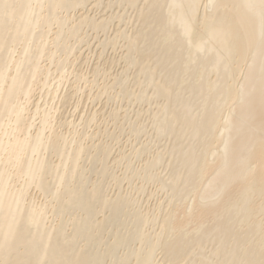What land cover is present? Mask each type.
Masks as SVG:
<instances>
[{
  "label": "bare ground",
  "instance_id": "6f19581e",
  "mask_svg": "<svg viewBox=\"0 0 264 264\" xmlns=\"http://www.w3.org/2000/svg\"><path fill=\"white\" fill-rule=\"evenodd\" d=\"M0 264H264V0H0Z\"/></svg>",
  "mask_w": 264,
  "mask_h": 264
},
{
  "label": "rangeland",
  "instance_id": "374dc122",
  "mask_svg": "<svg viewBox=\"0 0 264 264\" xmlns=\"http://www.w3.org/2000/svg\"><path fill=\"white\" fill-rule=\"evenodd\" d=\"M92 0H90V2H91ZM104 2H106V0H103ZM95 2L96 1H94V2H92V3H88L89 5L87 6V8H88V12H89V14L90 15H96V18L97 17H101V15H105L106 13H107V9L106 10H102V8L103 7H98V9H96L97 7H93L94 6V4H95ZM95 11V12H94ZM82 12H84V11H82ZM130 26V25H129ZM115 34V32L113 33V28H111V30L109 31V36L110 35H114ZM101 36V35H100ZM104 37V36H103ZM84 44V43H83ZM82 44V45H83ZM81 45V46H82ZM80 46V47H81ZM89 46H90V48L92 49V50H90V49H88L89 48ZM92 51H94V52H92ZM121 48H118L117 49V51H114V50H112V49H109L108 51H106L105 53L103 52V54H102V56L101 57H99L98 55H97V53H100L101 52V49H100V47H99V45H98V40L96 39V40H93V41H91L90 42V45H85V46H83V48H82V54H81V56H80V59H78L77 60V62H76V64H79V63H81L82 61H84V63H83V65H82V72H83V74L85 75V77H87L88 79H89V81H91L92 80V77H91V75H92V72H90L91 71V69L93 68V67H98V68H102V64L104 63V61L105 60H108L109 58L110 59H114V57L116 56V57H119L120 55H121ZM86 57H88V60H84ZM121 62H122V60H121ZM44 64V63H43ZM120 66H121V64H120V61H118V63H117V66L116 67H113L112 68V73H117L119 70H120ZM118 70V71H117ZM103 70H101L100 72H99V76H98V78H99V82L101 83L102 81H103V79H104V77L102 76V74H103V72H102ZM117 71V72H116ZM74 81V77H73V75H71L70 77H69V81L68 82H66V83H64V85H62V87H61V89L59 90V93L60 94H63L64 92H63V90H65V89H69L70 87L68 86V84L70 83V82H73ZM89 81L85 84V83H83V88H82V90L83 89H85L86 90V92L87 93H89V90L91 89V86H89L88 84H89ZM85 85H87V87L86 88H84V86ZM92 91H93V93L95 92V93H97V86H95L94 85V87H93V89H92ZM37 93H38V91H36ZM80 93V92H79ZM38 96V94H36V96L34 95L33 97H32V100L34 101L35 100V98ZM80 97V101H81V105H83L84 106V110L82 111V113L81 112H79L80 110H81V107L77 110V113L80 115V116H84V113L85 112H88V113H90V112H92V113H95L96 112V114L97 115H99V113L100 112H97V111H99L100 110V106L102 105V103L105 101V99H100V101L102 102V103H100L99 101H95L94 103H91L90 101H91V99H87V96H81V95H79ZM104 98V97H103ZM37 100V99H36ZM36 100L34 101V102H36ZM78 100V97L77 98H75V99H73L72 100V102H71V105H70V110L71 111H73V110H75V108H74V106H73V103H74V101H77ZM33 106V104H31L30 105V107H32ZM110 108V106H106L105 108H104V110L106 111V110H108ZM132 107L129 109V111H131V113H130V115L132 116L133 115V111H132ZM32 110H34V108H32ZM119 111L121 112V115L123 114V111H124V108H121V109H119ZM78 116V115H77ZM134 118V117H133ZM39 119H37V121H38ZM36 121V122H37ZM80 120H78V122H79ZM112 123H110L109 125H108V127H109V129L112 127ZM114 129V127L112 128V129H110L111 131ZM126 139H127V136H125V135H122L121 136V138L118 140V141H120L119 143H117V142H115L116 140H114L112 143H111V139L108 141L109 143H111V147H112V156H115L116 154H117V152H118V150H119V146L120 145H122L123 147L124 146H126L127 145V143H126ZM129 147L127 146V148L126 149H128ZM129 152V151H128ZM118 174H120V171L119 172H117ZM158 195H161V193H159ZM153 199V198H152ZM152 199H150V202H149V206H150V208L151 207H153V204L151 205V203H154L155 202V200H153L152 201ZM147 203H145V205H146Z\"/></svg>",
  "mask_w": 264,
  "mask_h": 264
}]
</instances>
